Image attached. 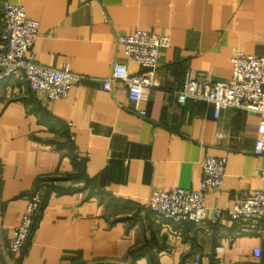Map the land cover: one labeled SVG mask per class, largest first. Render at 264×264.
I'll use <instances>...</instances> for the list:
<instances>
[{
  "label": "crops",
  "instance_id": "obj_1",
  "mask_svg": "<svg viewBox=\"0 0 264 264\" xmlns=\"http://www.w3.org/2000/svg\"><path fill=\"white\" fill-rule=\"evenodd\" d=\"M38 22L27 56L81 75L65 97L46 100L23 77L0 80V264H264V228L240 231L228 217L180 226L148 207L156 189H197L205 156L225 159L209 210L264 191V156L253 152L258 115L237 107L217 117L204 100L183 105L174 91L188 70L226 81L231 56L264 55V0H0ZM168 36L158 55L159 86L138 107L121 83L104 90L113 62L129 72L118 35ZM43 198L23 248L10 250L27 196ZM260 248L254 257L252 249Z\"/></svg>",
  "mask_w": 264,
  "mask_h": 264
},
{
  "label": "built area",
  "instance_id": "obj_2",
  "mask_svg": "<svg viewBox=\"0 0 264 264\" xmlns=\"http://www.w3.org/2000/svg\"><path fill=\"white\" fill-rule=\"evenodd\" d=\"M38 22L29 18L23 7L3 2L0 17V80L23 77L29 89L46 100L66 96L72 85L80 81L81 75L70 69L53 68L34 63L28 56L38 36ZM116 42L123 49L125 59L132 60L141 71L131 73L119 62H113L110 74L101 81L104 90L115 91V83H121L133 109L140 115L145 111L138 107L147 101L151 91L159 86L158 55L162 48L169 47L168 36L135 29L131 33L118 35ZM231 75L226 81L198 79L188 70L181 85L174 91L177 101L183 105L188 98L204 100L213 107L217 117L221 109L237 107L258 115L256 139L253 152L264 156V55L234 53L231 58ZM225 159L205 156L201 161V177L197 189L174 187L165 191L156 189L148 199V207L157 216L180 226L185 221L196 225L207 220L219 222L228 217L237 223L240 231L249 232L264 228V191L243 192L239 202L227 209L209 210L205 205V191L218 189L224 178ZM260 178L264 179V168ZM42 184L34 187L27 196V204L21 222L13 229L10 250L20 251L31 232L34 216L43 198ZM254 257L260 256V248L252 249ZM176 264H200L198 257L184 258ZM214 264H224L220 256Z\"/></svg>",
  "mask_w": 264,
  "mask_h": 264
},
{
  "label": "trees",
  "instance_id": "obj_3",
  "mask_svg": "<svg viewBox=\"0 0 264 264\" xmlns=\"http://www.w3.org/2000/svg\"><path fill=\"white\" fill-rule=\"evenodd\" d=\"M42 182H43V180H39V181H37V182L35 183V187H36L37 185H39V184H43Z\"/></svg>",
  "mask_w": 264,
  "mask_h": 264
}]
</instances>
